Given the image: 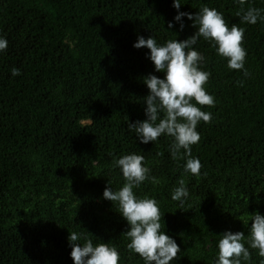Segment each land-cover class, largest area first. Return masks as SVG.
I'll list each match as a JSON object with an SVG mask.
<instances>
[{
  "label": "trees",
  "instance_id": "16d2710c",
  "mask_svg": "<svg viewBox=\"0 0 264 264\" xmlns=\"http://www.w3.org/2000/svg\"><path fill=\"white\" fill-rule=\"evenodd\" d=\"M0 264H264V0H0Z\"/></svg>",
  "mask_w": 264,
  "mask_h": 264
}]
</instances>
